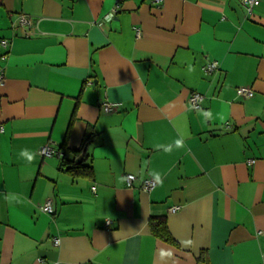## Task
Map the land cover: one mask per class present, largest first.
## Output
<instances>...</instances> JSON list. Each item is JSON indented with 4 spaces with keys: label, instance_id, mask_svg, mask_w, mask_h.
Returning <instances> with one entry per match:
<instances>
[{
    "label": "crops",
    "instance_id": "0c3cea01",
    "mask_svg": "<svg viewBox=\"0 0 264 264\" xmlns=\"http://www.w3.org/2000/svg\"><path fill=\"white\" fill-rule=\"evenodd\" d=\"M0 70V264H264V0H0Z\"/></svg>",
    "mask_w": 264,
    "mask_h": 264
},
{
    "label": "built area",
    "instance_id": "2783aa9c",
    "mask_svg": "<svg viewBox=\"0 0 264 264\" xmlns=\"http://www.w3.org/2000/svg\"><path fill=\"white\" fill-rule=\"evenodd\" d=\"M164 0H153V2L159 4L162 3ZM260 3V0H242V4L247 9V11L251 14L254 11L255 6H257ZM20 25L24 28H31L34 25V21L31 16H28L25 13H21L19 17ZM2 43L4 45L8 44V40H2ZM219 68V62L217 60H210L207 63L204 64L203 69L206 72H214ZM5 75L4 72L0 70V81L4 79ZM238 94L240 96H243L245 98L251 97L255 94V90L247 85H241L238 87ZM204 99V95L199 91H193L190 95L188 102L191 107L198 109L202 107V101ZM122 105V102L119 101H106L103 103L104 109L106 111H113L116 110L119 106ZM0 131H4V125L0 122ZM39 153L43 156L52 155L55 153V147L53 144L46 143L45 145L41 146L39 148ZM128 182L132 183L133 180L136 178V174L129 173L127 175ZM158 184V180L156 178H147L144 181L143 188L146 190L153 189ZM94 190L96 189V186L93 187ZM42 210H44L47 213H53L55 211L54 202L52 199L46 200L43 204L40 205ZM180 206H173L171 210H177ZM111 220H108V223H110ZM59 242V240H57Z\"/></svg>",
    "mask_w": 264,
    "mask_h": 264
},
{
    "label": "trees",
    "instance_id": "16d2710c",
    "mask_svg": "<svg viewBox=\"0 0 264 264\" xmlns=\"http://www.w3.org/2000/svg\"><path fill=\"white\" fill-rule=\"evenodd\" d=\"M90 140V138L88 137L87 139H86V141H89ZM87 145V143L86 144H84V148H85V146ZM83 148V149H84ZM53 155V154H52ZM69 168H73V169H79V170H84L85 169V166H84V164L81 162V163H74V165L73 166H70ZM159 224H160V226H159ZM156 227H154L155 228V230H156V233L157 234H159V235H161L162 237H164L166 240H170V241H172L173 240V238H172V236H171V234H170V232H169V230H168V228H167V225H166V223L164 222V221H160V223H159ZM155 226V225H154Z\"/></svg>",
    "mask_w": 264,
    "mask_h": 264
},
{
    "label": "clouds",
    "instance_id": "9594fccd",
    "mask_svg": "<svg viewBox=\"0 0 264 264\" xmlns=\"http://www.w3.org/2000/svg\"><path fill=\"white\" fill-rule=\"evenodd\" d=\"M177 146L180 147V146H182V145L178 142V143H177ZM24 154H25L24 152L21 153V155H24ZM28 158H29V160H31V157H30V156H29ZM157 179H159V177H157Z\"/></svg>",
    "mask_w": 264,
    "mask_h": 264
},
{
    "label": "water",
    "instance_id": "95a60500",
    "mask_svg": "<svg viewBox=\"0 0 264 264\" xmlns=\"http://www.w3.org/2000/svg\"><path fill=\"white\" fill-rule=\"evenodd\" d=\"M78 161H80V160H78Z\"/></svg>",
    "mask_w": 264,
    "mask_h": 264
}]
</instances>
